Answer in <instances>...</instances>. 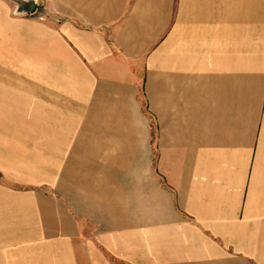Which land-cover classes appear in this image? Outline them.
<instances>
[{
    "label": "crops",
    "instance_id": "1",
    "mask_svg": "<svg viewBox=\"0 0 264 264\" xmlns=\"http://www.w3.org/2000/svg\"><path fill=\"white\" fill-rule=\"evenodd\" d=\"M31 15L18 55H42L48 108L32 123L74 142L55 149L79 154L60 180L104 224H67L64 257L34 246L32 264H264V0H37Z\"/></svg>",
    "mask_w": 264,
    "mask_h": 264
},
{
    "label": "rangeland",
    "instance_id": "2",
    "mask_svg": "<svg viewBox=\"0 0 264 264\" xmlns=\"http://www.w3.org/2000/svg\"><path fill=\"white\" fill-rule=\"evenodd\" d=\"M19 7L18 0H0V251L3 250L1 255L10 264H15V260H19V264H32L34 246H40L42 259L55 254L57 260L64 257L65 246L72 244L71 237L65 232L67 224L75 232L78 228L96 231L104 224L86 214L87 209L98 215L97 206L90 199L82 200L79 193L71 188L74 187L73 178L69 184L60 180L62 169L69 164L76 167L79 154L64 150L66 145L71 146L74 142L48 140L56 137L54 133H47L49 126L32 123L35 105L43 107L36 111L37 115L39 112L46 115L48 108L35 91L40 78L30 72L33 64L41 62L42 55L33 60L32 53L23 49L18 55L17 28L27 32L33 21L31 13H21ZM22 16L28 22L25 25L18 19ZM25 45L23 48L27 49L28 44ZM2 67L7 73H1ZM138 98L143 113L144 94L139 93ZM3 104H6L5 111L1 109ZM142 126L144 124L139 123L136 127L139 138ZM143 146L141 141H137L135 150L141 152L145 163ZM63 147L64 151L56 152V148ZM122 152L111 154L115 158ZM146 156L148 163L150 155ZM122 159L124 163L120 164L127 165H137L139 160L136 156H123ZM102 161L101 155H97L96 162ZM127 185L134 186L135 181L129 178ZM59 188L66 189L70 195L64 196ZM46 212H50L56 223L50 224L45 219ZM49 250L58 252L50 254Z\"/></svg>",
    "mask_w": 264,
    "mask_h": 264
},
{
    "label": "water",
    "instance_id": "3",
    "mask_svg": "<svg viewBox=\"0 0 264 264\" xmlns=\"http://www.w3.org/2000/svg\"><path fill=\"white\" fill-rule=\"evenodd\" d=\"M18 3L21 13H32L36 8L37 0H18Z\"/></svg>",
    "mask_w": 264,
    "mask_h": 264
}]
</instances>
